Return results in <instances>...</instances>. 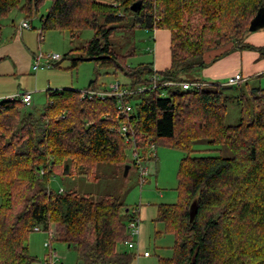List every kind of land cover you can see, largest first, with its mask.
<instances>
[{
    "label": "trees",
    "instance_id": "trees-1",
    "mask_svg": "<svg viewBox=\"0 0 264 264\" xmlns=\"http://www.w3.org/2000/svg\"><path fill=\"white\" fill-rule=\"evenodd\" d=\"M20 1L0 0V19ZM43 1L24 0L21 11L30 18ZM135 1L51 0L41 15L38 36L48 29L70 37L93 29L91 40L74 48L85 56L71 58V66L92 60L112 67L130 80L129 86L118 84L135 92L125 94L119 107L114 95L99 99L82 96L81 89L47 90L37 116L22 112L18 99H0V264L34 262L28 238L35 227L73 245L77 264H130L134 255L118 245L131 239L126 223L134 212L130 215L110 193L94 198L74 188L55 192L49 178L82 175L96 181L101 167L121 172L131 148L144 161L155 160L148 151L152 144L186 153L177 174L178 200L157 205L156 220L174 237L172 256L159 264H264V88L252 87L248 96L240 91L238 122L227 125L223 90L233 85L183 89L179 83L196 80L177 77L202 67L207 53L225 47L214 58L234 46L264 58V45L243 41L264 0H141L133 12ZM132 27L169 32L168 68L131 67L126 55L114 52L111 33ZM154 76L175 84L150 88ZM94 84L87 88L99 89ZM198 140L227 147L231 156H190ZM193 201L197 209L190 222Z\"/></svg>",
    "mask_w": 264,
    "mask_h": 264
},
{
    "label": "rangeland",
    "instance_id": "rangeland-1",
    "mask_svg": "<svg viewBox=\"0 0 264 264\" xmlns=\"http://www.w3.org/2000/svg\"><path fill=\"white\" fill-rule=\"evenodd\" d=\"M24 0L1 18L0 23L8 26L11 33L21 29L23 19H28L31 24L30 29H22L24 39L30 47V51L35 55L42 53L58 54L60 60L58 65L49 68L39 69L35 74L31 71L33 56L30 60V68L27 72H16L13 75L0 77V99L5 94L14 95L17 91L31 93L29 105H23L22 112H32L36 116L43 110L47 102V90H61L64 88L87 89L91 81H95L98 88L107 87L110 84L119 83L129 86V78L121 71L112 67L98 66L92 60H83L77 67L71 66V58L85 56L74 48L85 45L94 35L91 28H85L70 37L68 32H61L56 29L44 30L42 36H38L41 29V15H45L51 5V0H44L33 11L30 18L21 11ZM12 27V28H11ZM156 41L153 39V29L147 27H132L128 29H116L110 37L109 42L112 49L117 54L126 55V64L135 67L140 64H150L152 66L154 48L159 61H168V44L161 41L160 32ZM19 33V32H18ZM8 37V36H7ZM10 39V38H9ZM245 39V38H244ZM243 39V41H244ZM168 40V39H167ZM236 45V44H235ZM256 47V46H254ZM253 50V49H252ZM3 61L1 65H4ZM26 69V68H25ZM192 73L183 70L177 75L179 79H193ZM261 82L264 88V76ZM224 80L218 81L223 84ZM250 81L235 84L232 87L224 88L226 96L225 105L227 108L225 123L234 125L239 119V106L236 97L242 91L246 96L248 90L252 88ZM17 95V94H16ZM15 96V95H14ZM137 99L132 100L130 105H134ZM155 160H146L142 164L147 168L148 175L143 182L140 181L138 166L134 164L131 150H127L128 171L121 172L113 166L101 167L98 172L100 179L89 181L84 176H51L49 187L57 192L64 188H74L81 193H89L94 198L101 194L110 193L117 196L124 203L130 215L136 210L138 213L139 234L132 238L134 247L129 248L125 243L119 244L120 250H126L134 255L130 264H159L160 258H169L173 254L174 237L165 230L162 222L156 220L157 205L159 203H173L178 200V169L181 158L186 155L182 150L165 144H159L155 149ZM190 156H231V151L227 147H216L205 140L195 141L192 145ZM51 232L32 231L28 238L29 253L35 257L32 264H44L45 258L49 254V248L44 246L45 242H50L54 257V264H77L78 256L73 245L62 241L51 239ZM127 236H130L127 234ZM262 243V242H261ZM149 253L144 256V252Z\"/></svg>",
    "mask_w": 264,
    "mask_h": 264
},
{
    "label": "crops",
    "instance_id": "crops-1",
    "mask_svg": "<svg viewBox=\"0 0 264 264\" xmlns=\"http://www.w3.org/2000/svg\"><path fill=\"white\" fill-rule=\"evenodd\" d=\"M0 27V77L13 75L15 74V71L27 72V68H30L29 64L31 57L35 54L30 51V47L24 39L22 29H30L32 26L30 28H21L20 30H16L14 33H11L8 26L1 23ZM153 31V39L155 41L158 39L159 35L157 31H163L162 33L160 32V38L162 42L165 41V44H168L169 52V32L162 29H154ZM244 42L256 47L263 46L264 28L249 32L246 35ZM226 48L228 47L207 53L204 57V65L202 67H196L193 70L191 77L204 84H212L218 83L220 80L227 79L232 74L239 73L241 75L240 82L250 81L253 87L263 88L261 85L263 78L261 77L264 76V58H260L256 50L241 49L237 46H234L229 52L223 54L222 56L214 58L215 55L223 52ZM155 51L156 49L154 48L152 61L153 69L161 71L168 68L170 65V53H168L167 56L168 61L165 62V60L159 61V57L157 56V53L155 54ZM3 61H6V63L1 65ZM22 92L24 91H17L14 95ZM14 95L5 94V97L3 98H9Z\"/></svg>",
    "mask_w": 264,
    "mask_h": 264
},
{
    "label": "built area",
    "instance_id": "built-area-1",
    "mask_svg": "<svg viewBox=\"0 0 264 264\" xmlns=\"http://www.w3.org/2000/svg\"><path fill=\"white\" fill-rule=\"evenodd\" d=\"M21 28H30V24H29L28 20H24L21 22ZM32 60H33V63H32L31 69L34 73H36L39 69H43L44 67L49 68V67L53 66V64L55 62L60 60V56L58 54L44 55L42 53H39L37 55H34ZM240 79H241V75L239 73H235V74L230 75L225 80L224 84L235 85V84L240 82ZM174 84L175 83L171 82V81L161 82L159 76H154L150 82V88H156L158 86H166V85L169 86V85H174ZM179 84H180L181 88L188 89L191 87H199L203 83H201L199 81H195V82H181ZM144 89H145V87H138L137 88L138 91H142ZM133 92H135V90L123 88L118 83H114V84H110L107 87H103V88H99V89H92V88L83 89L82 90V96H84V97L85 96H88V97L96 96L99 99H104L106 96L114 95L118 98L119 107H122L123 106L122 97L125 94H130ZM9 99H18L24 106L25 105L27 106L31 102V93L25 91V92H22L20 94L15 95V96H11V97H9ZM124 107L127 110L130 109L129 104L125 105ZM121 130L123 133L126 132L124 126L122 127ZM128 139H129V137H126V141H128ZM155 149L156 148L154 147L153 144L148 149V151L150 152V154L152 156H156ZM130 150L132 151V148ZM131 160L138 166L140 181L143 182L144 178L148 175L147 168L142 164V162L144 160L141 159L135 153H132V159ZM60 191H61V189H60ZM126 224H127V229H128V232H129L131 239L127 240L125 242V244L129 248H131V247H134V244L132 243V238L138 236V234H139V225H138V218L136 217V210L134 211L132 218L130 220H128V222ZM35 230L39 231V227H35ZM44 246L49 248V254H48L47 258L45 259L44 264H54V257L56 256V254L53 252V250L50 246V242H45ZM143 254H144V256L149 255V253L147 251H145Z\"/></svg>",
    "mask_w": 264,
    "mask_h": 264
},
{
    "label": "water",
    "instance_id": "water-1",
    "mask_svg": "<svg viewBox=\"0 0 264 264\" xmlns=\"http://www.w3.org/2000/svg\"><path fill=\"white\" fill-rule=\"evenodd\" d=\"M141 7V0H137L130 5V10L136 12ZM264 28V6L260 7L256 15L252 18L249 25V31L253 32L258 29ZM129 165H126L124 172L127 173ZM196 201H193L189 206V221L192 222L196 214Z\"/></svg>",
    "mask_w": 264,
    "mask_h": 264
}]
</instances>
